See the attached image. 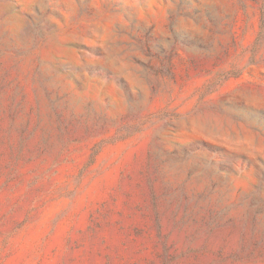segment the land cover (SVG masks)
Segmentation results:
<instances>
[{
	"label": "rangeland",
	"instance_id": "1",
	"mask_svg": "<svg viewBox=\"0 0 264 264\" xmlns=\"http://www.w3.org/2000/svg\"><path fill=\"white\" fill-rule=\"evenodd\" d=\"M0 264H264V0H0Z\"/></svg>",
	"mask_w": 264,
	"mask_h": 264
}]
</instances>
